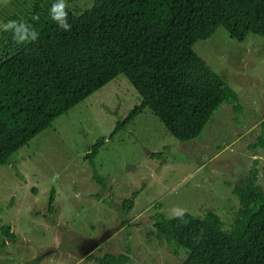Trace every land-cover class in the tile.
<instances>
[{"label": "rangeland", "instance_id": "374dc122", "mask_svg": "<svg viewBox=\"0 0 264 264\" xmlns=\"http://www.w3.org/2000/svg\"><path fill=\"white\" fill-rule=\"evenodd\" d=\"M25 1L0 0V26ZM65 3L80 14L94 0ZM194 48L237 91L242 110L223 103L198 138L182 142L146 108L110 139L117 122L141 103L119 75L0 167V264H100L90 257L106 253L127 254L129 264H181L187 251L175 255L157 233L156 212L214 211L232 227L240 208L233 187L254 166L264 190V148H251L264 120V36L249 34L241 42L219 27ZM100 137L107 140L94 162L106 186L94 179L86 158ZM135 191V206L126 211L123 201ZM8 225L10 237L3 233Z\"/></svg>", "mask_w": 264, "mask_h": 264}, {"label": "trees", "instance_id": "16d2710c", "mask_svg": "<svg viewBox=\"0 0 264 264\" xmlns=\"http://www.w3.org/2000/svg\"><path fill=\"white\" fill-rule=\"evenodd\" d=\"M57 2L26 0L23 10L6 16V22L23 21L34 28L39 33L35 41L18 43L0 27V167L119 75L129 80L141 103L117 122L110 139L146 108L182 142L198 138L223 103L242 110L237 91L194 46L219 27L241 42L249 34L264 36V0H94L80 14L65 9L68 31L52 19ZM260 128L253 149L264 148V120ZM106 140L98 138L86 156L94 169ZM250 173L233 187L240 208L230 229L214 211L204 216L184 212L183 219L155 213L154 228L173 253L187 251L181 264H264V190L258 168ZM94 179L106 186L96 169ZM138 193L123 201L126 211L134 208ZM55 201L52 189L50 214ZM3 233L14 234L10 225ZM90 259L129 264L130 257L106 253Z\"/></svg>", "mask_w": 264, "mask_h": 264}, {"label": "clouds", "instance_id": "9594fccd", "mask_svg": "<svg viewBox=\"0 0 264 264\" xmlns=\"http://www.w3.org/2000/svg\"><path fill=\"white\" fill-rule=\"evenodd\" d=\"M66 8L67 4L65 3V0H58V2L52 6L51 12L52 19L57 22L58 26L61 29L68 31L71 29V25L67 22L68 13L65 11ZM0 27H2L5 31H11L13 34V39L18 43L35 41L39 35V33L34 28L23 21L18 22L16 20H9ZM184 212V209L176 208L172 212L171 217L183 219Z\"/></svg>", "mask_w": 264, "mask_h": 264}]
</instances>
